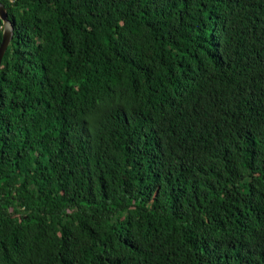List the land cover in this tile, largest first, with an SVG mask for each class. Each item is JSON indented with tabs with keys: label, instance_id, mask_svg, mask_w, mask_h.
<instances>
[{
	"label": "trees",
	"instance_id": "obj_1",
	"mask_svg": "<svg viewBox=\"0 0 264 264\" xmlns=\"http://www.w3.org/2000/svg\"><path fill=\"white\" fill-rule=\"evenodd\" d=\"M0 2V264H264V0Z\"/></svg>",
	"mask_w": 264,
	"mask_h": 264
},
{
	"label": "water",
	"instance_id": "obj_2",
	"mask_svg": "<svg viewBox=\"0 0 264 264\" xmlns=\"http://www.w3.org/2000/svg\"><path fill=\"white\" fill-rule=\"evenodd\" d=\"M5 8L6 7L4 6V4L0 2V20L3 25V33H2L1 43H0V64L6 52V49L13 37V25L8 20Z\"/></svg>",
	"mask_w": 264,
	"mask_h": 264
}]
</instances>
